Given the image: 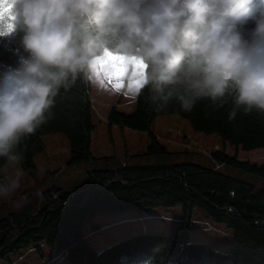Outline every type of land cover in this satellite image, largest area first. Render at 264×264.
I'll return each mask as SVG.
<instances>
[{
  "label": "trees",
  "instance_id": "16d2710c",
  "mask_svg": "<svg viewBox=\"0 0 264 264\" xmlns=\"http://www.w3.org/2000/svg\"><path fill=\"white\" fill-rule=\"evenodd\" d=\"M21 39L22 33L0 38V68L14 66L18 54L27 55L21 47ZM90 91L91 82L84 73L78 74L75 80L70 76L52 97L53 104L45 113V123L34 134L23 137L13 149L24 155L22 168L31 177L38 174L34 157L43 152L42 138L48 134L60 133L66 137L70 153L67 165L94 159L90 153L94 130ZM181 97L194 101L190 110L182 106ZM236 107L232 90L213 101L209 97L194 99L184 83L164 86L162 91L149 85L135 100L130 113L111 107L106 123L109 127L148 134L150 142L143 156L155 158L180 154L169 151L151 131L152 122L160 116L182 118L193 131L215 134L223 145L240 148L243 152L264 149V114L257 109L245 114L240 106L235 119L229 120V112ZM141 156H131L130 163L125 157L121 161L114 156L106 157L104 168L87 172L84 188H50L42 193L40 209L27 204L0 216V261L12 264L9 255L23 250H32L43 261L46 249L52 256L46 264L55 258L69 264H145L148 260H153L154 264H264L263 187L195 162L137 165L135 162ZM210 157L218 166L264 182V166L238 161L223 150L212 152ZM5 160L0 158V176H4L5 167L12 163L5 166ZM176 207H181L184 222L171 236L147 232L141 226L143 233L134 232L96 250L89 238L109 228L99 230L98 223H92L89 233L82 230L83 224L101 211ZM196 210L213 224L231 231L233 245L226 251H218L207 243L191 241L188 221Z\"/></svg>",
  "mask_w": 264,
  "mask_h": 264
},
{
  "label": "clouds",
  "instance_id": "9594fccd",
  "mask_svg": "<svg viewBox=\"0 0 264 264\" xmlns=\"http://www.w3.org/2000/svg\"><path fill=\"white\" fill-rule=\"evenodd\" d=\"M21 33L27 55L0 68V158L17 164L0 176V201L21 202L24 155L13 149L70 76L132 101L149 85L184 83L213 101L232 90L229 120L240 106L264 114V0H0V38Z\"/></svg>",
  "mask_w": 264,
  "mask_h": 264
},
{
  "label": "rangeland",
  "instance_id": "374dc122",
  "mask_svg": "<svg viewBox=\"0 0 264 264\" xmlns=\"http://www.w3.org/2000/svg\"><path fill=\"white\" fill-rule=\"evenodd\" d=\"M96 87V86H95ZM91 83L90 102L94 113L92 122L94 130L91 133L90 153L93 160L74 165H67L70 158L69 146L66 137L60 133L43 136L44 150L34 157L38 174L31 177L23 170V187L18 193L19 205L0 201V216L9 212L22 209L27 204H33L36 209L42 207V193L50 188H61L63 190L82 189L87 184V172L105 167L104 158L114 156L121 161L132 162L131 156L142 155L135 162L137 165H171L178 163L195 162L201 166L210 167L225 172L233 178L263 187L264 182L253 176L236 170H227L216 165L211 160V153L223 150L231 158L241 162H248L251 165L264 166V149L252 152H243L240 148H233L223 145L215 134L205 135L191 129L188 122L177 116H160L151 124V131L158 137L171 152L180 153L172 157L161 155L158 158L143 154L147 151L150 142L149 135L130 129H121L115 126L109 127L106 123V116L111 107L117 110L130 113L133 110L134 102L123 94L112 93L100 90ZM101 103V104H98ZM183 152V153H181ZM186 152V153H184ZM126 153L128 155L126 156ZM103 158V160L101 159ZM17 164L10 163L5 167L3 175L14 176V169ZM142 215V216H141ZM125 220L106 225L107 222L122 218ZM131 217H134L132 219ZM184 222L181 207L174 209H155L137 211H101L91 220L82 226L83 232L89 233L92 223H98L100 229L107 230L97 232L89 238L90 245L99 250L120 239H124L136 233H143L142 227L147 232L163 235H174L178 232L180 225ZM124 225H121V224ZM189 239L191 241L203 242L218 251H226L233 245V233L222 225L213 224L211 220L200 210H196L190 221ZM44 253L50 254L46 249ZM21 255V256H20ZM12 264H46L32 250H23L19 253L9 255ZM57 258H55L56 260ZM51 260L49 264H53ZM38 261L37 263H35ZM56 264H69L66 260H56ZM0 264H10L0 261Z\"/></svg>",
  "mask_w": 264,
  "mask_h": 264
},
{
  "label": "crops",
  "instance_id": "0c3cea01",
  "mask_svg": "<svg viewBox=\"0 0 264 264\" xmlns=\"http://www.w3.org/2000/svg\"><path fill=\"white\" fill-rule=\"evenodd\" d=\"M107 116H108V114H107ZM107 116H106V118H107ZM142 216V215H141ZM132 219H134V217H131ZM123 220H125V218L124 217H122V218H118V219H114V220H111V221H109V222H107L105 225H101V226H106V225H110V224H114V223H118V222H121V221H123ZM123 224V223H122ZM45 256H46V258L43 260V262H45L46 260H49L50 258H52V256L50 257L48 254H45ZM49 256V257H48ZM38 261H36L35 263H37ZM37 264H40V263H37Z\"/></svg>",
  "mask_w": 264,
  "mask_h": 264
}]
</instances>
